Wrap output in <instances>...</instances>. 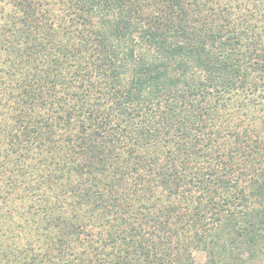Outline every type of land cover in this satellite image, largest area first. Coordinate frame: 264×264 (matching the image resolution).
Here are the masks:
<instances>
[{
    "label": "trees",
    "instance_id": "obj_1",
    "mask_svg": "<svg viewBox=\"0 0 264 264\" xmlns=\"http://www.w3.org/2000/svg\"><path fill=\"white\" fill-rule=\"evenodd\" d=\"M0 264H264V0H0Z\"/></svg>",
    "mask_w": 264,
    "mask_h": 264
},
{
    "label": "rangeland",
    "instance_id": "obj_2",
    "mask_svg": "<svg viewBox=\"0 0 264 264\" xmlns=\"http://www.w3.org/2000/svg\"><path fill=\"white\" fill-rule=\"evenodd\" d=\"M207 259V255L206 253L204 252H197L195 253V260L198 262V263H204Z\"/></svg>",
    "mask_w": 264,
    "mask_h": 264
}]
</instances>
